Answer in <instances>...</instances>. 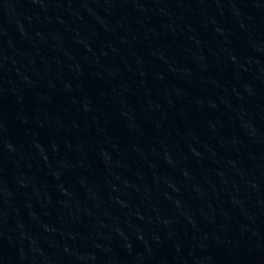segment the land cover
I'll return each mask as SVG.
<instances>
[{
    "label": "water",
    "instance_id": "water-1",
    "mask_svg": "<svg viewBox=\"0 0 264 264\" xmlns=\"http://www.w3.org/2000/svg\"><path fill=\"white\" fill-rule=\"evenodd\" d=\"M0 264H264V0H0Z\"/></svg>",
    "mask_w": 264,
    "mask_h": 264
}]
</instances>
